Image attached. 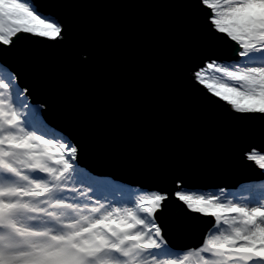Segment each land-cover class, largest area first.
Wrapping results in <instances>:
<instances>
[{
  "label": "snow or ice",
  "instance_id": "1",
  "mask_svg": "<svg viewBox=\"0 0 264 264\" xmlns=\"http://www.w3.org/2000/svg\"><path fill=\"white\" fill-rule=\"evenodd\" d=\"M140 7L164 117L124 140L62 71L100 58L85 5L0 0V264H264V0Z\"/></svg>",
  "mask_w": 264,
  "mask_h": 264
},
{
  "label": "water",
  "instance_id": "2",
  "mask_svg": "<svg viewBox=\"0 0 264 264\" xmlns=\"http://www.w3.org/2000/svg\"><path fill=\"white\" fill-rule=\"evenodd\" d=\"M103 30L98 62L84 68L69 61L63 68L70 86L100 124L124 140L135 138L164 117L165 84L147 0H80ZM258 151L262 149L258 148ZM240 170L258 181L264 171L252 161ZM173 236L170 244H190Z\"/></svg>",
  "mask_w": 264,
  "mask_h": 264
},
{
  "label": "trees",
  "instance_id": "3",
  "mask_svg": "<svg viewBox=\"0 0 264 264\" xmlns=\"http://www.w3.org/2000/svg\"><path fill=\"white\" fill-rule=\"evenodd\" d=\"M252 182H256V183H264V178L258 181H252ZM238 186V185H237Z\"/></svg>",
  "mask_w": 264,
  "mask_h": 264
},
{
  "label": "rangeland",
  "instance_id": "4",
  "mask_svg": "<svg viewBox=\"0 0 264 264\" xmlns=\"http://www.w3.org/2000/svg\"><path fill=\"white\" fill-rule=\"evenodd\" d=\"M254 163V162H253ZM262 171H264V170H262Z\"/></svg>",
  "mask_w": 264,
  "mask_h": 264
}]
</instances>
